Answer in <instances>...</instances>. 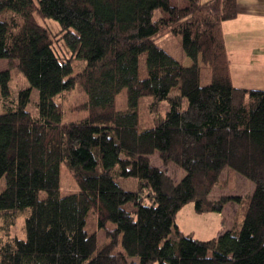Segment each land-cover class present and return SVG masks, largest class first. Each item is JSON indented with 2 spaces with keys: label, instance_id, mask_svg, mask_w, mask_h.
<instances>
[{
  "label": "trees",
  "instance_id": "trees-1",
  "mask_svg": "<svg viewBox=\"0 0 264 264\" xmlns=\"http://www.w3.org/2000/svg\"><path fill=\"white\" fill-rule=\"evenodd\" d=\"M186 1L0 0V58L30 83L0 114V218L14 223L26 213L25 238L0 234V264H264V89L232 80L222 22L238 15L237 0ZM157 10L166 15L155 19ZM38 15L59 22L70 55L58 53L57 34ZM170 33L181 37L191 64L158 44ZM76 59L85 66L73 74ZM11 81L10 68L0 71L4 96ZM76 88L87 95L79 108L86 114L66 120L55 97ZM32 89L37 113L27 109ZM124 90L128 109L119 110ZM143 97L157 113L144 130ZM157 152L184 177L153 165ZM63 164L76 193H61ZM226 171L250 179L253 192L227 193ZM119 176L138 179L137 187L123 188ZM190 202L223 217L235 203L233 225L223 218V231L210 239L185 233L177 215ZM90 210L105 229L102 247L86 228Z\"/></svg>",
  "mask_w": 264,
  "mask_h": 264
},
{
  "label": "rangeland",
  "instance_id": "rangeland-1",
  "mask_svg": "<svg viewBox=\"0 0 264 264\" xmlns=\"http://www.w3.org/2000/svg\"><path fill=\"white\" fill-rule=\"evenodd\" d=\"M173 4L180 5L178 0H171ZM166 13L162 10H157L155 12L154 18H158L160 16H165ZM38 20L41 24L48 26L51 30H53L54 34H57V42L55 45L56 50L61 55L67 54L70 55V51L63 39L60 38V24L58 21L54 19H43L39 15L37 16ZM158 44L163 48L167 49L177 58L183 61L185 65L187 62H190V58H188L182 50L181 37L174 34H166L160 39H158ZM65 56V55H64ZM146 55L141 56L140 60V75L141 77L146 76V64H145ZM188 60V61H186ZM16 63H12L7 58H0V71L11 69L12 70V81H11V93L8 96H4L1 94L0 90V114L8 111L17 105L19 92L23 89H26L30 86V83L26 79L23 73H21L18 68L15 66ZM85 66L84 60L76 59L74 61V72L82 70ZM211 82V71L209 66L204 65L202 68V76L201 83L202 85H207ZM173 94L180 93L178 88L173 89ZM39 91L37 89H32L30 101L27 105V109L31 112L37 113V104L39 102ZM87 95L80 88H76L71 91L64 92L55 97V100L60 102L65 109V119H75L80 118L86 114L84 110L80 111V106L85 103ZM117 107L119 110L128 109L127 104V93L126 90L122 91L117 96ZM152 102L151 97H143L140 100L138 111L140 117V127L142 130L148 129L153 126L155 121V116L157 113H151L149 110L150 103ZM163 109L161 113L163 115L166 114L168 110V104L166 101L162 105ZM152 164L163 169H167L169 174L175 179L180 180L184 177L185 171L181 169L174 163H170L169 165H165L162 161L160 154L157 152L151 157ZM232 173H227V171L223 174V180H226V191L227 193H236L242 192L244 194L252 193L254 189V183L248 179L247 177L237 174V177H230ZM234 177V176H233ZM117 182L125 189H135L138 185V179L133 177H116ZM228 182V183H227ZM5 186V179L0 180V191ZM79 191L78 183L76 182L73 174L65 164H63L61 169V193L63 195L76 193ZM222 191L218 188L214 190V194L221 193ZM234 206L235 203H228L226 209L224 210V214L226 217V223H224L225 227L229 228L233 225V214H234ZM6 216V217H5ZM221 215L219 216L216 212H204L199 213L195 210L194 202H190L186 204L177 215V224L180 226V229L187 234H191L192 236L199 239H210L215 237L220 231H223V218ZM12 216L5 214L0 218V234L3 240H8L15 236L25 238V218L26 213L20 215L14 223H12ZM87 230L90 233H96L99 239V247H102L107 241V236L105 235V229L100 228L98 225V214L94 210H90L87 217ZM173 236H175L173 234ZM121 248V246H119Z\"/></svg>",
  "mask_w": 264,
  "mask_h": 264
},
{
  "label": "crops",
  "instance_id": "crops-1",
  "mask_svg": "<svg viewBox=\"0 0 264 264\" xmlns=\"http://www.w3.org/2000/svg\"><path fill=\"white\" fill-rule=\"evenodd\" d=\"M178 1L180 6L187 4ZM237 2L238 15L222 22L232 80L237 87L264 89V0Z\"/></svg>",
  "mask_w": 264,
  "mask_h": 264
}]
</instances>
